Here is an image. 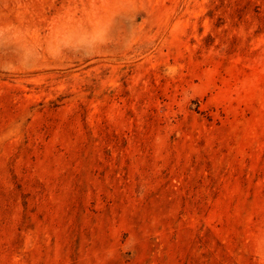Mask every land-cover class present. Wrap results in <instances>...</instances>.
Segmentation results:
<instances>
[{"label": "rangeland", "instance_id": "374dc122", "mask_svg": "<svg viewBox=\"0 0 264 264\" xmlns=\"http://www.w3.org/2000/svg\"><path fill=\"white\" fill-rule=\"evenodd\" d=\"M0 264H264V0H0Z\"/></svg>", "mask_w": 264, "mask_h": 264}]
</instances>
